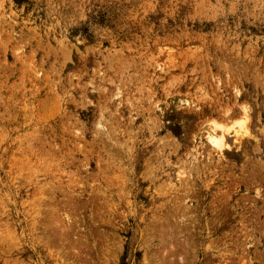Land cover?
<instances>
[{
	"label": "rangeland",
	"instance_id": "1",
	"mask_svg": "<svg viewBox=\"0 0 264 264\" xmlns=\"http://www.w3.org/2000/svg\"><path fill=\"white\" fill-rule=\"evenodd\" d=\"M0 264H264V0H0Z\"/></svg>",
	"mask_w": 264,
	"mask_h": 264
},
{
	"label": "bare ground",
	"instance_id": "2",
	"mask_svg": "<svg viewBox=\"0 0 264 264\" xmlns=\"http://www.w3.org/2000/svg\"><path fill=\"white\" fill-rule=\"evenodd\" d=\"M236 94L238 101L235 107L225 110L221 119L205 123L201 136H205L213 147L220 150H232L230 143L238 151L242 150L244 145H249L257 150L260 139L253 129V109L247 103L241 101L242 95L239 91H236Z\"/></svg>",
	"mask_w": 264,
	"mask_h": 264
}]
</instances>
